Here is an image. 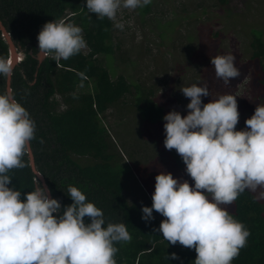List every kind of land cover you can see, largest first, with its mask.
Returning <instances> with one entry per match:
<instances>
[{"label": "clouds", "instance_id": "1", "mask_svg": "<svg viewBox=\"0 0 264 264\" xmlns=\"http://www.w3.org/2000/svg\"><path fill=\"white\" fill-rule=\"evenodd\" d=\"M151 2L86 0V9L123 30L118 12ZM72 15L66 12L63 21L45 23L37 36L40 53L57 64L87 47L82 29L65 22ZM210 62L225 84L240 76L232 54ZM11 71V64L0 59V74ZM180 91L190 100L188 114L173 110L163 117L164 146L182 158L194 186L161 172L155 177L151 207H142V219L153 220V211L164 217L154 231L168 244L194 249L193 264H232L250 232L221 206L232 204L245 190L264 189V106H257L245 121L246 129L237 131V96L225 94L205 104L202 97L210 96L206 85ZM34 137L29 112L11 95L0 94V264H116L114 244L132 237L123 223L104 227L102 210L80 189L69 186L72 203L62 210L46 186L38 184L23 200L19 190L8 186L12 180L7 173L26 166L24 157L30 155ZM171 259L178 257L173 253Z\"/></svg>", "mask_w": 264, "mask_h": 264}, {"label": "trees", "instance_id": "2", "mask_svg": "<svg viewBox=\"0 0 264 264\" xmlns=\"http://www.w3.org/2000/svg\"><path fill=\"white\" fill-rule=\"evenodd\" d=\"M218 1L223 4L226 0ZM150 8L151 4L138 11L148 16ZM66 12L73 15L65 22L82 29L87 47L58 64L48 56L39 62L36 57L40 52L37 40L40 30L45 23L63 18ZM0 21L17 51L24 55L12 68L10 86L13 98L35 122L30 148L36 170L50 190V198L58 199L63 210L72 203L67 192L69 186L77 187L89 202L102 210L104 227L123 223L132 239L114 244L118 249L114 257L116 264H193L197 255L194 249L179 243L168 244L162 233L154 231L163 220L158 213L153 211L154 219L150 222L142 219V207H151L152 201L129 200L126 196V191L135 194L137 187L129 186L134 174L131 166L120 163L118 145L102 123L104 113L111 108L122 109L127 96L133 98L130 105L133 111L149 124L164 121L165 110L152 100L151 89L142 88L122 73L114 77L113 55L119 49V42L115 39L113 22L90 14L86 0H0ZM166 23L175 24V21L163 24ZM163 24L156 25L161 39L164 38L161 29L171 32L173 27H162ZM263 33L260 29L250 32V60L258 67V74L254 72L258 83L264 79ZM109 55H112L110 66L104 58ZM8 56V45L0 30V59L7 60ZM6 77L0 74V94H6ZM121 126L125 137L131 138L132 130L127 122ZM176 157L182 161L179 155ZM134 161L133 164L139 162ZM24 162V168L7 173L12 180L8 186L19 190L22 200L41 184L27 155ZM224 208L250 232L246 246L232 264H264L263 200L256 191L245 190ZM85 222L90 221L85 218ZM173 253L178 259H171Z\"/></svg>", "mask_w": 264, "mask_h": 264}, {"label": "rangeland", "instance_id": "3", "mask_svg": "<svg viewBox=\"0 0 264 264\" xmlns=\"http://www.w3.org/2000/svg\"><path fill=\"white\" fill-rule=\"evenodd\" d=\"M139 9H121L117 14V20L124 24L123 30L115 27L119 49L113 63L112 55L104 57L108 66L112 63L114 77L122 73L142 88L151 89L152 100L161 104L165 115L173 110L182 116L188 114L190 100L180 90L193 84L208 87L210 96L202 97L205 104L221 95L237 96L240 116L236 130H245L246 119L251 118L257 106H264V79L256 81L254 72L258 74V67L250 60L249 47L251 30L264 31V0H226L223 4L218 0H152L148 16L140 14ZM174 21L175 24H163ZM157 22L166 28L173 25L171 32L161 29L163 39L158 36ZM216 32L219 34L212 36ZM228 54L235 56L240 76L225 84L216 77L210 60ZM132 100L127 96L122 109L111 108L102 118L118 145L120 163L132 167L134 175L129 186L137 188L135 194L126 191L127 198L152 201L155 177L161 172L194 186L175 149L169 151L164 146L165 121L145 122L131 108ZM123 122L131 127V138L125 137ZM132 160L139 162L133 164ZM139 168L141 173L136 174ZM256 192L264 202L260 196L264 189Z\"/></svg>", "mask_w": 264, "mask_h": 264}, {"label": "water", "instance_id": "4", "mask_svg": "<svg viewBox=\"0 0 264 264\" xmlns=\"http://www.w3.org/2000/svg\"><path fill=\"white\" fill-rule=\"evenodd\" d=\"M0 30L2 32V36L5 38V41H6L7 45H8L9 57H8V59L6 61H8L11 64V67L13 68L15 66V64H17V62H19L20 60L23 59L24 55L17 51V49H16V47H15V45H14L12 39H11V36L6 31V29L3 26L1 21H0ZM43 58H44V55L39 52L38 57H36V59L39 62H41L43 60ZM11 74L12 73L8 74L7 77H6L5 90H6V94H9V95L12 96V90H11V86H10V84H11ZM27 156H28V159H29V165H30L33 173L36 175V177L40 181L41 185L47 187L43 175L36 170L32 151L30 152V155H27Z\"/></svg>", "mask_w": 264, "mask_h": 264}, {"label": "built area", "instance_id": "5", "mask_svg": "<svg viewBox=\"0 0 264 264\" xmlns=\"http://www.w3.org/2000/svg\"><path fill=\"white\" fill-rule=\"evenodd\" d=\"M64 19H61V20H58V21H55V22H60V21H63Z\"/></svg>", "mask_w": 264, "mask_h": 264}, {"label": "flooded vegetation", "instance_id": "6", "mask_svg": "<svg viewBox=\"0 0 264 264\" xmlns=\"http://www.w3.org/2000/svg\"><path fill=\"white\" fill-rule=\"evenodd\" d=\"M38 54H39V53H38ZM37 57H38V56H37ZM44 58H45V57H44ZM44 58H43V59H44Z\"/></svg>", "mask_w": 264, "mask_h": 264}]
</instances>
